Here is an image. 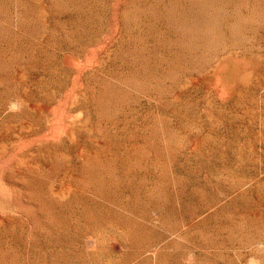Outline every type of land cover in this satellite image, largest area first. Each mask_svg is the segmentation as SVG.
Listing matches in <instances>:
<instances>
[{"label":"rangeland","instance_id":"374dc122","mask_svg":"<svg viewBox=\"0 0 264 264\" xmlns=\"http://www.w3.org/2000/svg\"><path fill=\"white\" fill-rule=\"evenodd\" d=\"M0 264H264V0H0Z\"/></svg>","mask_w":264,"mask_h":264},{"label":"bare ground","instance_id":"6f19581e","mask_svg":"<svg viewBox=\"0 0 264 264\" xmlns=\"http://www.w3.org/2000/svg\"><path fill=\"white\" fill-rule=\"evenodd\" d=\"M230 59H231V58H230ZM230 59H229V60H230ZM237 59H239V58H237ZM232 60H233V59H232ZM239 60H240V59H239ZM244 60H245V59H244ZM226 61H227V60H226ZM226 61H225V62H226ZM234 61L237 62L236 60H234ZM234 61L232 62V64L229 63L230 61H229V62L227 61L226 64L228 65V63H229V64H230V67H229V66H227V67L225 66L226 68L223 67V68H225L226 71H227V69L229 68L228 70H230V73H229L230 75H231V72H232L231 68H233V67H231V65L235 64ZM242 61H243V60L241 59V62H242ZM245 61H246V60H245ZM238 62H240V61H238ZM243 62H244V61H243ZM247 62H248V61H246L245 63H247ZM226 64H225V65H226ZM236 64H237V63H236ZM241 64H242V63H241ZM247 64H248V67H247L246 65H245V66H246L247 68H249V63H247ZM238 65H239V64H238ZM223 66H224V64H223ZM236 66H237V65H236ZM245 66L243 65V66L241 67V68H242V71H243V70L245 71V69H246ZM221 69H222V68H221ZM239 69H240V66L238 67V70H239ZM222 70H223V69H222ZM234 70H235V69H234ZM234 70H233V72H234ZM236 70H237V67H236ZM240 70H241V69H240ZM240 70H239V71H240ZM223 71H224V70H223ZM221 72H222V71H221ZM227 72H228V71H227ZM247 72H248V71H247ZM225 74H226V75H229V74H227L226 72H225ZM235 74H236V73H235ZM222 75H223V74H222ZM230 75H229V76H230ZM237 75H238V74H237ZM223 76H224V75H223ZM229 76H228V77H229ZM231 76H232V75H231ZM231 76H230V77H231ZM226 77H227V76H226ZM233 77H234V76H233ZM235 77H236V76H235ZM246 77H247V76H245V78H246ZM223 78H225V76H224ZM231 78H232V77H231ZM233 79H234V78H233ZM230 80H231V79H230ZM230 80H229V81H230ZM229 81H228V82H229ZM233 81H234V80H231V83H232ZM225 83H226V82H225V79H224V85H225ZM229 83H230V82H229ZM234 83H235V82H234ZM234 83H233V84H234ZM236 83H237V82H236ZM226 85H227V84H226ZM234 85H235V84H234ZM227 86H228V85H227ZM227 86L225 87V90H226ZM230 86H231V85H230ZM232 86H233V85H232ZM231 88H232V87H231ZM231 88H230V90H231ZM225 90H223V91H225ZM228 90H229V89H228ZM228 90H227V91H228ZM230 90H229V91H230ZM223 91H222V92H223ZM226 93H227V92H226Z\"/></svg>","mask_w":264,"mask_h":264}]
</instances>
